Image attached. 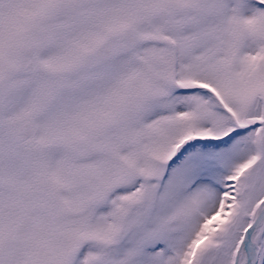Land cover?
<instances>
[{"label": "snow or ice", "instance_id": "6c2138e0", "mask_svg": "<svg viewBox=\"0 0 264 264\" xmlns=\"http://www.w3.org/2000/svg\"><path fill=\"white\" fill-rule=\"evenodd\" d=\"M0 264H264V0H0Z\"/></svg>", "mask_w": 264, "mask_h": 264}]
</instances>
